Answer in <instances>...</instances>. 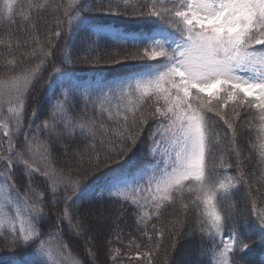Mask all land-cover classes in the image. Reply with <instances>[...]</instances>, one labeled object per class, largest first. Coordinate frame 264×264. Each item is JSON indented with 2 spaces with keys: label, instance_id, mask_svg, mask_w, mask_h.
Returning a JSON list of instances; mask_svg holds the SVG:
<instances>
[{
  "label": "snow or ice",
  "instance_id": "6c2138e0",
  "mask_svg": "<svg viewBox=\"0 0 264 264\" xmlns=\"http://www.w3.org/2000/svg\"><path fill=\"white\" fill-rule=\"evenodd\" d=\"M0 34V264H264V0H0Z\"/></svg>",
  "mask_w": 264,
  "mask_h": 264
},
{
  "label": "trees",
  "instance_id": "16d2710c",
  "mask_svg": "<svg viewBox=\"0 0 264 264\" xmlns=\"http://www.w3.org/2000/svg\"><path fill=\"white\" fill-rule=\"evenodd\" d=\"M111 27L113 28H116L117 26L116 25H112ZM120 31H123V27L121 26ZM7 37L3 36V34H0V39H6ZM105 39L107 40H110L111 37H108L106 36ZM4 49L2 47H0V52H3ZM81 75H90V73H81ZM0 78H2V76H0ZM45 79H47V76H45ZM43 94V90H41V95ZM251 137L253 140H255V129H253V131L250 133ZM229 175H234V171L232 170H229ZM222 178H225V177H222ZM127 231L125 232V235H127ZM125 243H127V240H125ZM188 251H189V248L188 246H183L181 248H178L177 251L175 252L174 256H175V259L177 261H182L183 259L187 258V254H188Z\"/></svg>",
  "mask_w": 264,
  "mask_h": 264
}]
</instances>
